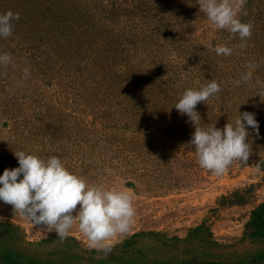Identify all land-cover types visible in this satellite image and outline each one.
<instances>
[{"label": "rangeland", "instance_id": "374dc122", "mask_svg": "<svg viewBox=\"0 0 264 264\" xmlns=\"http://www.w3.org/2000/svg\"><path fill=\"white\" fill-rule=\"evenodd\" d=\"M39 1L0 0V13L11 9L20 14L13 35L0 38V53L12 57V63L0 67V174L19 166L14 152L57 155L90 182L132 193L136 215L126 234L108 241L111 251L105 255L89 248L77 224L61 240L54 230L48 232L45 225L32 223L0 201V244L10 243L23 264H245L239 260L255 261L257 256L256 262L246 264H264V255L256 253L263 249L264 231L244 235L264 203V164L255 166L264 161V0H244L240 19L253 30L243 42L238 35L214 28L199 11L198 0L188 7L194 15L186 29L189 43L201 44V57L213 56L216 67L225 66L218 72L226 81L225 93L196 106L201 125L215 122L223 128L238 111L254 112L259 122V135L249 128L247 164L233 161L222 175L198 164L188 144L195 129L187 115L173 107L186 88L217 80L204 79L202 74L210 76L202 70L206 62L193 61L188 54L176 68L174 58L168 67L163 58L152 62L145 57L143 66L133 60V68L123 66L121 57L114 61L105 54L102 66L90 70L93 61L86 50L70 65L63 66L70 60L64 57L44 71L38 63L42 55H34L36 28L46 21L35 8ZM66 1L65 6L82 2L81 12L73 17L77 21L81 14L87 16L91 5L118 7L113 14L120 19L138 15L132 10L137 0ZM65 12L53 13L52 8L51 17L72 21ZM100 14V23L105 20L102 34L124 33ZM155 24L162 28L165 23ZM118 42L127 49L125 34ZM217 44L231 47L232 54L217 55ZM249 71L251 80L237 85ZM260 214L264 217V209Z\"/></svg>", "mask_w": 264, "mask_h": 264}, {"label": "clouds", "instance_id": "9594fccd", "mask_svg": "<svg viewBox=\"0 0 264 264\" xmlns=\"http://www.w3.org/2000/svg\"><path fill=\"white\" fill-rule=\"evenodd\" d=\"M243 4L244 0H198L199 11L214 28L238 35L242 42L252 35V24L240 19ZM19 19L20 14L11 9L0 13V38L12 36L14 22ZM214 51L217 55L229 56L233 49L217 44ZM10 63L11 55L0 53V67ZM24 74H30L28 68ZM251 78L252 72H246L236 84L247 83ZM220 91V82L210 79L199 87L186 88L173 106L181 115H187L195 129L188 144L194 148L198 164L216 175L227 172L233 161L246 165L251 151V142L247 141L249 128L259 135V122L250 111L237 110L235 119L223 128L216 127L215 122L201 125L197 104L216 97ZM14 155L19 166L5 168L0 174V201L11 204L32 223L45 225L48 232L54 230L61 240L68 236L75 223L87 238L89 248L105 255L111 251L108 241L130 230L136 208L128 190L90 182L69 169L57 155L43 157L25 151ZM262 164L264 161L255 166L259 169Z\"/></svg>", "mask_w": 264, "mask_h": 264}, {"label": "trees", "instance_id": "16d2710c", "mask_svg": "<svg viewBox=\"0 0 264 264\" xmlns=\"http://www.w3.org/2000/svg\"><path fill=\"white\" fill-rule=\"evenodd\" d=\"M145 1L147 3H144L143 0L134 2L132 10L138 15H133L131 20L124 18L120 19L119 15H114L113 11H120L116 9L118 7L105 9L104 6L100 8L97 5H91V11L87 13L88 17L81 14L78 21L73 17H76V15L81 12L78 9V7L81 10L83 8L81 1L76 4H74L75 1H71L69 3L70 6H65L66 0H43L44 3L41 1H39L40 3H35L36 10L38 9L41 15L46 19V21L41 22L40 28L37 27L35 31L36 40L34 39V55L36 59L41 58L40 55H42L43 58L39 59V66L44 68V71L49 72V68H52L51 65L62 63L64 57H66V60L70 59L66 64H63V66H68L75 60L74 58L77 54L82 52L86 53V50H89V57L91 56L90 58L93 61L91 63L92 67L89 68L90 70L92 68L93 70L96 69L95 66H102L101 60L107 57L105 54L108 55L109 60H111V56L113 55L112 59H115L114 61H118V57H121L123 61H125L123 62V66L127 64L133 68L135 66L133 60L135 59V63L141 66L145 57L152 62L153 60L160 61V58H163V65L166 64V66L168 65L169 67L170 61L174 58L177 61V68L182 64L183 57L189 54L193 61L207 63L202 70L204 72L208 71L210 76L204 75V73L202 74L204 79L207 77H215L217 79L216 81L220 82L221 91L217 96L221 93H225L226 81H223L218 74V72L225 68L223 63H221V65L218 63L216 67L213 63V56L201 57L200 51L203 48L202 45L198 43V45L192 46V43H189V37L186 35V29L190 25L189 23H193L194 19L192 11H188V7L191 6L192 0ZM52 8L53 13H61L63 10H66V14H71V23L63 22V19L61 21L56 19V17H51ZM100 13L108 17L109 26L112 24L115 29L122 28L124 33H118L117 36H115L114 33H112V35H108V33L106 35L102 34V23H104L105 20L100 23L102 17ZM90 15L93 16V22L88 20V18H91ZM255 16L256 15L252 16V23L255 22ZM168 18L172 20H168ZM160 21L165 23L162 28L155 24V22L159 24ZM45 28L47 30L46 32ZM127 31L130 33H126ZM123 34H125L127 49L124 44L118 42V38L121 39ZM224 39H226L225 36ZM67 47L69 52L67 51ZM91 52L92 54L90 55ZM65 53L68 54L65 55ZM31 55H33V52ZM40 73H43V71ZM262 209H264V203L257 209L256 215L252 218V222L247 225V230L244 235L251 237L255 235L258 230L259 233L260 230L264 231V217L260 214ZM142 233L149 235L153 232ZM8 238L9 240L11 239L10 236ZM262 244H264V240ZM11 247L12 245L10 243L0 244V264H23V261L20 262L14 257V251ZM256 253L259 256L264 255V246L261 251L256 250ZM246 256H248V253L245 257ZM256 260L254 261L253 258L249 262L245 260H239V262L246 264V262L254 263ZM155 263L177 264L175 261L164 262L163 260L156 261Z\"/></svg>", "mask_w": 264, "mask_h": 264}]
</instances>
